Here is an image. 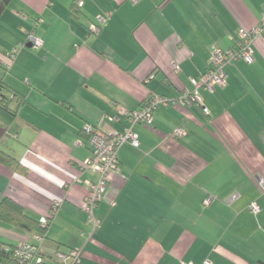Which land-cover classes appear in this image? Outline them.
I'll list each match as a JSON object with an SVG mask.
<instances>
[{
    "label": "crops",
    "instance_id": "crops-1",
    "mask_svg": "<svg viewBox=\"0 0 264 264\" xmlns=\"http://www.w3.org/2000/svg\"><path fill=\"white\" fill-rule=\"evenodd\" d=\"M73 1L10 0L0 16V75L17 93L13 113L0 110V149L28 168L21 176L0 164V201L35 222L59 202L39 247L81 249L78 264H264V32L251 64L233 61L225 86L199 90L202 105H159L151 125L134 126L139 145L119 148L97 228L81 209L85 181L98 178L81 168L90 154L83 125L119 131L123 112L151 95L191 90L211 48L234 47L264 0H83L74 10ZM98 15L106 22L88 35ZM36 233L0 221L3 242L36 243Z\"/></svg>",
    "mask_w": 264,
    "mask_h": 264
},
{
    "label": "built area",
    "instance_id": "built-area-1",
    "mask_svg": "<svg viewBox=\"0 0 264 264\" xmlns=\"http://www.w3.org/2000/svg\"><path fill=\"white\" fill-rule=\"evenodd\" d=\"M136 2L137 0H131ZM83 0H74L76 8L81 7ZM106 15H98L95 20L90 24V32L93 34L99 33L101 26L106 22ZM264 30V15L261 18L260 24L257 27L251 29H239L238 36L239 41L236 47L228 50H221L216 47H212L210 51L211 68L203 72L198 77H191L189 81L192 85V90H184L182 94L176 99H170L161 95H151L145 103L134 111L123 112L126 125L121 131L105 128L104 123L101 126H92L85 124L84 130L88 135V143L91 146L90 155L83 161L82 169L89 170L98 175L96 181L86 180L87 193L82 200L81 209L87 215V220L91 224L92 229L97 228L101 220L94 214L97 203L103 198L106 193L109 183V176L112 172L119 171V165L117 160V152L121 145L129 143L134 147H138V135L134 130L135 124L141 123L149 125L153 122V111L159 105H190L197 104L202 105V99L199 94L200 89L208 91L214 90L215 87H222L225 84V65L234 60H243L245 62L253 61L252 42L254 38L261 35ZM27 41L34 47L41 46L42 41L39 37L35 36L32 32L28 34ZM13 57V54H10ZM173 70L179 71V65L172 63ZM204 113L208 112L206 107H202ZM109 120L113 117H108ZM182 134L181 128H177L171 132L172 136H179ZM236 192L230 194L227 198V203H231L237 198ZM210 197H206L203 200V205H208ZM59 202L55 201L50 206L47 216L39 218L40 228H47L48 218L53 216L56 212ZM249 209L252 213L259 211V206L256 202L249 204ZM36 243L29 241L20 242L14 249V260L18 261V264H51V257L48 254L42 253L39 247V243L44 239L43 233H36L34 235ZM81 249L69 248L63 251H56L55 258L58 264H78L81 259ZM183 264H194L191 262ZM201 264H213L210 260H204Z\"/></svg>",
    "mask_w": 264,
    "mask_h": 264
},
{
    "label": "trees",
    "instance_id": "trees-1",
    "mask_svg": "<svg viewBox=\"0 0 264 264\" xmlns=\"http://www.w3.org/2000/svg\"><path fill=\"white\" fill-rule=\"evenodd\" d=\"M131 1V0H130ZM10 2V0H0V16L2 15L5 7L8 5V3ZM132 2V1H131ZM74 1H73V10H74ZM264 15V14H263ZM262 15V16H263ZM262 18V17H261ZM260 21L261 19L259 20L258 24L254 27H257L259 24H260ZM93 21H91L88 26H87V33L88 35H96V34H93L90 32V24L92 23ZM252 27V28H254ZM241 29V28H240ZM244 29V28H243ZM251 29V28H249ZM101 31V30H100ZM99 31V32H100ZM239 31V30H238ZM264 32V30H263ZM263 32L261 33V35L263 34ZM98 34V33H97ZM261 35L257 36L256 38L260 37ZM254 38V40L256 39ZM41 39V38H40ZM253 40V42H254ZM42 41V44L41 46L43 45V40L41 39ZM239 41V36H238V32H237V42ZM236 42V44H237ZM252 42V44H253ZM29 43V42H28ZM30 44V43H29ZM31 45V44H30ZM32 46V45H31ZM41 46H39L38 48H40ZM33 47V46H32ZM236 47V45L234 46ZM34 48V47H33ZM38 48H35V49H38ZM217 48V47H216ZM233 48V47H231ZM229 48V49H231ZM212 49V48H211ZM225 50H228V49H225ZM253 50V48H252ZM211 59V57H210ZM240 60V59H239ZM236 61V60H234ZM243 61V60H241ZM253 61H254V58H253ZM252 61V62H253ZM211 62V61H210ZM233 62V61H232ZM230 62V63H232ZM245 62V61H243ZM252 62L248 63V62H245L247 64H251ZM229 63V64H230ZM228 65V64H227ZM225 65V66H227ZM211 68V66H210ZM210 68H208L207 70H209ZM0 69H1V66H0ZM206 70V71H207ZM205 72V71H204ZM224 72H225V67H224ZM202 74V73H201ZM200 74V75H201ZM199 75V76H200ZM226 75V73H225ZM196 78V77H195ZM225 84H226V77H225ZM224 84V86H225ZM223 87V86H222ZM193 88V87H192ZM216 88V87H215ZM214 88V89H215ZM10 88L7 87V85L5 84L3 78H2V75H0V109L6 111V112H9V113H13L11 112V108L9 107V101L12 99L11 97L13 96H16L17 93H13L11 92V90H9ZM192 90V89H191ZM190 91V90H188ZM213 91V90H212ZM11 94V95H10ZM162 96V95H161ZM18 103H20V99L18 98ZM145 103V102H143ZM143 103L141 104V106L143 105ZM140 106V107H141ZM139 107V108H140ZM138 108V109H139ZM137 109V110H138ZM156 110V109H155ZM154 110V111H155ZM154 111H153V114H154ZM152 114V116H153ZM122 116V119L124 121V126L126 125V120L124 119V116ZM110 117H114V116H110ZM153 123V122H152ZM151 123V124H152ZM85 124H90V123H85ZM85 124L83 125V128H82V132L85 134V138L87 140V143H88V135L85 133V130H84V126ZM141 124V123H140ZM149 124V125H151ZM92 125V124H90ZM136 125V124H135ZM145 125V124H144ZM92 126H95V125H92ZM123 126V128H124ZM97 127V126H95ZM122 128V129H123ZM121 129V130H122ZM119 130V131H121ZM5 133V130L3 127L0 126V138L3 136V134ZM89 144V143H88ZM122 146V145H121ZM89 150H90V153H91V146L89 144ZM118 153V152H117ZM90 155V154H89ZM118 160V159H117ZM0 164L4 167H6L7 169L21 175V176H25L28 174V168L22 164L19 160H17L16 158H14L13 156H11L10 154L4 152L3 150L0 149ZM102 200V199H101ZM100 200V201H101ZM99 201V202H100ZM98 202V203H99ZM255 202V201H253ZM97 203V204H98ZM252 203V202H251ZM97 206V205H96ZM259 206V205H258ZM96 208V207H95ZM249 208V206H248ZM260 208V207H259ZM250 210V209H249ZM260 210V209H259ZM83 211V210H82ZM84 212V211H83ZM259 212V211H258ZM257 212V213H258ZM257 213H253V214H257ZM95 214V213H94ZM86 215V214H85ZM87 217V215H86ZM0 221L1 222H4L6 224H9V225H12V226H19V227H23V228H26V229H29V230H35L37 233H45L46 229L47 228H40L39 226V220L38 222H35L33 219H31L30 217H28L27 215H25L24 213V210L23 208H21V206H19L18 204H16L15 202L9 200V199H3L2 201H0ZM18 244H9V243H6V242H3L0 240V264H18V261L14 260V249L17 247ZM69 249V248H68ZM56 251L58 250H55L54 252L52 253H45V254H48V256L51 257V261L52 263L51 264H58V262L56 261V258H55V254H56ZM61 251V250H60ZM42 252V251H41ZM44 253V252H42ZM188 263V262H186Z\"/></svg>",
    "mask_w": 264,
    "mask_h": 264
},
{
    "label": "rangeland",
    "instance_id": "rangeland-1",
    "mask_svg": "<svg viewBox=\"0 0 264 264\" xmlns=\"http://www.w3.org/2000/svg\"><path fill=\"white\" fill-rule=\"evenodd\" d=\"M1 110V109H0ZM0 114H2V111H0Z\"/></svg>",
    "mask_w": 264,
    "mask_h": 264
},
{
    "label": "water",
    "instance_id": "water-1",
    "mask_svg": "<svg viewBox=\"0 0 264 264\" xmlns=\"http://www.w3.org/2000/svg\"><path fill=\"white\" fill-rule=\"evenodd\" d=\"M30 45V44H29Z\"/></svg>",
    "mask_w": 264,
    "mask_h": 264
}]
</instances>
